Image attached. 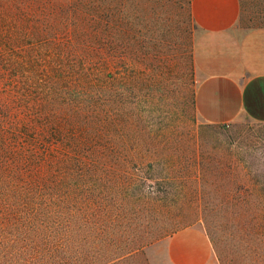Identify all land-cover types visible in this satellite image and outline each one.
<instances>
[{"label": "rangeland", "instance_id": "obj_1", "mask_svg": "<svg viewBox=\"0 0 264 264\" xmlns=\"http://www.w3.org/2000/svg\"><path fill=\"white\" fill-rule=\"evenodd\" d=\"M239 3L238 33L264 27ZM0 36L8 102L54 142L43 222L0 231V264H165L144 248L192 225L217 264H264V123L196 116L189 0H0Z\"/></svg>", "mask_w": 264, "mask_h": 264}, {"label": "crops", "instance_id": "obj_2", "mask_svg": "<svg viewBox=\"0 0 264 264\" xmlns=\"http://www.w3.org/2000/svg\"><path fill=\"white\" fill-rule=\"evenodd\" d=\"M239 0H189L200 37L191 54L193 107L209 124L264 123V27L236 31ZM165 264H217L205 233L187 226L144 248Z\"/></svg>", "mask_w": 264, "mask_h": 264}, {"label": "trees", "instance_id": "obj_3", "mask_svg": "<svg viewBox=\"0 0 264 264\" xmlns=\"http://www.w3.org/2000/svg\"><path fill=\"white\" fill-rule=\"evenodd\" d=\"M7 39L0 36V231H30L44 219L39 215L45 203L38 180L54 142L42 133L41 119L29 116V104L8 102L17 62ZM11 238L2 241L7 244Z\"/></svg>", "mask_w": 264, "mask_h": 264}]
</instances>
